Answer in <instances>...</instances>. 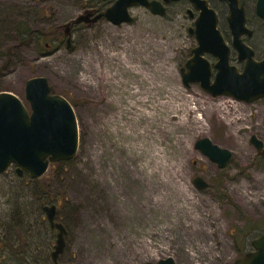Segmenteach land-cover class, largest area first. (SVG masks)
I'll return each instance as SVG.
<instances>
[{"label": "rangeland", "instance_id": "374dc122", "mask_svg": "<svg viewBox=\"0 0 264 264\" xmlns=\"http://www.w3.org/2000/svg\"><path fill=\"white\" fill-rule=\"evenodd\" d=\"M114 1L0 0V92L14 94L28 108L26 81L44 77L50 93L70 103L79 129L75 157L55 164L42 178L18 177L14 166L0 174V264H53L50 253L56 231L50 229L42 211L46 205L56 206V222L66 230L59 263L145 264L171 257L175 264H233L264 233V156L249 142L254 135L264 144V98L247 104L231 97L213 98L198 83L187 88L182 84L180 70L196 47L185 10L172 13V8L158 16L136 6L129 9L131 23L115 26L101 17L95 23L74 24L79 16L103 14ZM242 3L253 31L247 44L256 59H264V22L254 13V0ZM212 5L230 45L227 6L219 1ZM67 24L71 25L70 48L64 32ZM38 30L47 34L46 47L39 46L35 33L26 40L28 32ZM205 57L215 62L210 55ZM230 57L236 64L235 51ZM136 69L156 84L149 92L152 100L147 99L151 109L163 103L168 89L174 87L181 99L188 95L217 110L200 132H167L158 137L155 131L160 125L152 124L151 137L163 142L172 163H180L174 170L178 171L175 180L171 176L168 180L139 178V173H126L121 164V108L148 95L139 84L141 78L135 76ZM135 91L139 95L131 99ZM219 104H224L223 111L217 109ZM123 112L128 120L129 112ZM202 113L197 110L187 117L192 120ZM203 138L231 152L224 168L195 149V142ZM124 158L127 167L140 163ZM195 177L202 178L207 188L198 189ZM108 197L118 202L116 216L108 213ZM193 213L211 221L207 238L194 233ZM204 246L211 251L201 256ZM191 254L197 258L190 259Z\"/></svg>", "mask_w": 264, "mask_h": 264}, {"label": "water", "instance_id": "95a60500", "mask_svg": "<svg viewBox=\"0 0 264 264\" xmlns=\"http://www.w3.org/2000/svg\"><path fill=\"white\" fill-rule=\"evenodd\" d=\"M179 0H115L103 14L79 16L74 24L95 23L104 17L112 25L131 23L129 9L140 6L151 14L164 16L163 4ZM199 16L189 30L194 34L196 47L191 50L190 58L180 70L182 84H199L200 89L209 96L231 97L247 104L264 98V59L256 61L253 51L241 38L251 36L245 27L244 8L240 0H217L226 3L228 16L226 22L231 35V47L237 52L238 60H244L241 71L230 64V46L217 29V14L208 7L205 0H188ZM255 14L264 21V0H256ZM71 25L65 27L66 45L70 48ZM210 55L215 62L211 64L205 57ZM24 98L28 108L12 93L0 92V174L12 166L18 177L24 175L31 180L42 178L51 164L72 160L79 147L78 123L70 103L59 95H52L47 79L34 77L26 81ZM255 150L264 156V145L252 135L249 139ZM219 169L224 168L231 159V152L213 144L209 139L197 140L194 145ZM200 190L207 183L200 177L193 179ZM45 218L51 230L56 231L55 244L50 253L53 264L65 248L66 230L56 222V206H43ZM72 264V263H67ZM145 264H175L171 257ZM233 264H264V233L251 242V251Z\"/></svg>", "mask_w": 264, "mask_h": 264}, {"label": "bare ground", "instance_id": "6f19581e", "mask_svg": "<svg viewBox=\"0 0 264 264\" xmlns=\"http://www.w3.org/2000/svg\"><path fill=\"white\" fill-rule=\"evenodd\" d=\"M122 62V61H121ZM127 67V66H126ZM133 69V67H132ZM140 69V68H139ZM118 71V69H117ZM128 71V70H127ZM132 71V70H131ZM135 71V76L141 78L139 84L140 86L145 87V91L148 92V95L146 98H138L136 101L130 103V105L127 103V106L124 105L123 108H121L122 112H120L119 122H118V137H119V149L123 155L121 158V164L123 165L124 171L128 174L131 172L139 173L136 177H143L144 179H153V178H161V179H167L168 176L173 177V179L178 177V171H174L175 168L180 164L176 165L175 163H172L170 161V151H166L167 149L165 146H163L162 141H158L156 138H152L150 135V128L152 127V124L155 122H158L160 126H158V130L155 131L159 132L158 137L160 135H164L167 132L174 133L177 131L181 132L186 130V132H192L195 130H200L205 127L206 122H208V116L215 113L217 111L214 108H210L206 106L204 103H201L199 99H195L194 97L186 96L185 98L181 99L180 96L177 93L176 88L168 89V93L166 96L165 101L161 104L156 105L153 109H151V106L149 105V101L147 99H151V95H149V92L153 90L155 87L154 83L149 82L148 77H144L143 74L138 70ZM129 72V71H128ZM122 74V73H121ZM132 75V74H131ZM130 75V76H131ZM128 77V76H127ZM85 78V77H84ZM131 78V77H130ZM163 78V77H161ZM127 79V78H126ZM151 79V78H150ZM131 80V79H130ZM134 80V79H133ZM147 80V81H146ZM163 80V79H162ZM86 81V80H85ZM121 81H123L121 79ZM128 81V80H127ZM135 81V80H134ZM152 82V80H150ZM84 82V81H83ZM137 82V81H136ZM135 82V83H136ZM92 83V82H91ZM90 83V84H91ZM117 83V82H116ZM119 83V82H118ZM129 83V82H128ZM133 83V82H132ZM134 84V83H133ZM159 84V83H158ZM163 84V83H162ZM129 85V84H128ZM135 85V84H134ZM120 86V85H119ZM132 87V86H131ZM134 87V86H133ZM139 87V86H138ZM167 87V86H166ZM148 88V89H147ZM164 89V87H162ZM131 89V88H130ZM135 89V88H134ZM142 89V88H141ZM160 89V88H159ZM125 90V89H124ZM130 92V90H128ZM157 91V90H156ZM120 92V91H119ZM152 94V93H151ZM164 94V93H163ZM129 95V93H128ZM139 95V91L133 92L130 96L133 99L135 96ZM120 96V95H119ZM162 96V95H160ZM183 96V95H182ZM116 97V96H115ZM121 97V96H120ZM123 97V96H122ZM121 97V99H122ZM138 97V96H137ZM154 97V96H153ZM118 98V97H117ZM125 98V97H124ZM156 98V97H155ZM161 98V97H160ZM164 98V97H163ZM162 99V98H161ZM117 100V99H116ZM130 100V99H129ZM152 100V99H151ZM160 100V99H159ZM163 100V99H162ZM118 102V101H117ZM153 102V101H152ZM124 103V102H123ZM155 103V102H154ZM223 105H218L217 109L219 111H223ZM194 106V107H191ZM126 107V108H125ZM195 107H197L195 109ZM225 107V106H224ZM120 108V107H119ZM120 110V109H119ZM123 110H127L129 112L130 117H128V120L126 119L125 115H127ZM133 110V111H132ZM202 111V116L198 118H192L190 120L187 115L193 114L195 111ZM227 112V111H226ZM228 114V113H227ZM224 115V114H223ZM235 113H232L231 116L234 117ZM236 122L237 116L234 117ZM244 120V119H243ZM174 121V122H173ZM234 122V121H233ZM155 126V125H154ZM117 127V126H116ZM115 127V128H116ZM116 130V129H115ZM204 130V129H203ZM175 134V133H174ZM172 135V134H171ZM176 135V134H175ZM157 136V135H156ZM165 136V135H164ZM169 136V135H168ZM174 136V135H173ZM189 136V135H188ZM167 137V136H166ZM162 138V137H161ZM173 138V137H172ZM163 140V139H162ZM177 140V139H176ZM175 143V142H174ZM173 143V144H174ZM172 144V142H171ZM178 144V143H177ZM176 144V145H177ZM180 144V143H179ZM175 145V146H176ZM169 146V145H168ZM235 146L240 151L242 148L235 143ZM170 148V147H169ZM177 150H179L177 147H175ZM169 150V149H168ZM186 151V150H185ZM118 152V151H117ZM180 152L184 155V153ZM189 152V151H188ZM119 153V152H118ZM180 154V153H179ZM172 155V154H171ZM186 155V154H185ZM178 156V155H177ZM128 157L132 160L140 162L138 166H134L133 164H129V167L125 164V158ZM172 157V156H171ZM177 158V157H176ZM173 159V158H172ZM179 159V157H178ZM177 161V160H175ZM129 162V161H128ZM133 162V161H131ZM180 167V166H179ZM120 169V168H119ZM132 176V174H131ZM127 177V176H126ZM134 177V175H133ZM132 177V179H133ZM135 178V177H134ZM140 178V177H139ZM138 178V179H139ZM130 179V178H129ZM261 179H264V177H261ZM127 180V179H126ZM146 180V181H147ZM168 180V179H167ZM166 180V181H167ZM175 180V179H174ZM177 180V179H176ZM133 182V181H132ZM254 186V185H253ZM258 186V185H257ZM255 187V186H254ZM113 192V191H112ZM109 194V193H108ZM117 194V193H116ZM119 196V195H118ZM113 197V196H112ZM107 198V197H106ZM113 200V199H112ZM125 200V198H124ZM188 201H190L192 204V198L189 196ZM109 207L107 210H110L108 213L116 216L118 208V202L111 201L110 198L106 200ZM186 201V199H185ZM187 202V201H186ZM130 203V202H129ZM181 203V210L184 209ZM195 203V202H194ZM126 204V203H125ZM146 204V203H145ZM177 204V203H176ZM107 205V204H106ZM124 205V204H123ZM189 205V203H188ZM137 206V205H136ZM178 206V205H177ZM138 207V206H137ZM136 207V208H137ZM194 207V206H193ZM208 205L206 206V208ZM195 208V207H194ZM120 209V208H119ZM138 209V208H137ZM140 209V208H139ZM117 210V211H116ZM180 210V209H179ZM190 210V209H189ZM190 212V211H189ZM120 213V212H119ZM185 213V212H184ZM186 214V213H185ZM194 214V213H193ZM190 216V215H189ZM195 216V214L193 215ZM188 217V216H187ZM164 219V218H163ZM192 220L195 223L194 233H197L201 237L209 236L208 230L206 228L211 227V221L209 219H201L200 217H192ZM212 220V219H211ZM190 221V220H189ZM192 222V221H191ZM90 223V222H89ZM88 224V223H87ZM163 224V223H162ZM187 224V223H186ZM194 225V224H193ZM204 225L205 229L202 227ZM165 226V225H164ZM89 227V226H88ZM182 227V226H181ZM190 227V226H189ZM166 228V227H165ZM185 228V227H184ZM193 228V227H192ZM153 229V228H152ZM159 229V228H158ZM160 231V230H159ZM153 232V231H152ZM164 233V232H163ZM178 233V232H177ZM180 233V232H179ZM178 233V234H179ZM187 233V231H186ZM189 233V231H188ZM192 233V232H191ZM148 234V233H147ZM157 234V233H156ZM166 234V233H165ZM160 235V234H159ZM162 235V234H161ZM199 237V236H198ZM161 238V237H160ZM167 238V236H166ZM177 238V237H176ZM193 239V238H192ZM195 240L197 238H194ZM193 239V240H194ZM142 240V239H141ZM181 241V240H180ZM187 242V241H186ZM190 242V241H189ZM188 242V243H189ZM169 243V242H168ZM152 244V243H151ZM181 244V243H180ZM192 244V243H191ZM141 245V244H140ZM186 245V244H185ZM206 245V244H205ZM208 245V244H207ZM148 246V245H147ZM152 246V245H151ZM180 246V245H179ZM143 247V246H142ZM162 247V246H161ZM182 248V247H181ZM197 248V247H196ZM200 252L201 256L205 255V253H210L211 248L209 247H203ZM154 249V248H153ZM147 250V249H146ZM156 250V249H155ZM181 250V249H180ZM186 250V249H185ZM154 251V250H153ZM159 251V250H158ZM157 252V251H156ZM155 252V253H156ZM183 252V251H182ZM185 253V252H183ZM182 253V254H183ZM195 253V252H194ZM212 253V252H211ZM151 255V254H150ZM186 255V254H185ZM190 259H195L197 256L195 254L189 255ZM218 256V255H217ZM220 257V256H219ZM218 257V258H219ZM222 257V256H221ZM209 258V257H208ZM217 258V257H216ZM199 259V258H198ZM215 259V258H214ZM192 262V260H191ZM211 262V261H210Z\"/></svg>", "mask_w": 264, "mask_h": 264}, {"label": "flooded vegetation", "instance_id": "af4514ba", "mask_svg": "<svg viewBox=\"0 0 264 264\" xmlns=\"http://www.w3.org/2000/svg\"><path fill=\"white\" fill-rule=\"evenodd\" d=\"M149 1H153V0H149ZM207 3H208V7L212 10H214L216 12V10L213 8V5H212V2L213 1H217V0H205ZM255 2L256 0H254V8H255ZM114 3V2H113ZM112 3V4H113ZM111 4V5H112ZM226 4V3H224ZM240 5L244 8L243 6V3H242V0H240ZM164 8H165V14L168 12V10H172V8H175L174 11H172V13L174 12H178V11H184L185 10V14L187 15V18L191 21V27L188 28V33H189V30L193 28V24H194V21L198 18L199 14L198 12L193 8V6L190 4V2L188 0H179V1H174V2H170L168 4H163ZM255 13V11H254ZM217 14V12H216ZM256 15V14H255ZM228 16V15H227ZM244 16H245V27L251 31V36H247V35H244L242 38H241V41L247 46L249 47L252 51H253V58L254 60L256 61H260L258 59H256L255 57V53H254V50L247 44V39H250L252 36H253V31L250 29L249 27V24L247 22V18H246V12H245V8H244ZM257 17V16H256ZM258 19H260L259 17H257ZM261 21H263L262 19H260ZM264 22V21H263ZM226 24V27L228 29V33H230L229 31V28H228V25H227V22H225ZM78 25V24H77ZM217 29L220 31L223 39L225 40V37L222 33V31L219 29V18H218V14H217ZM70 32H71V29H70ZM190 34V33H189ZM226 41V40H225ZM227 43V42H226ZM228 44V43H227ZM230 55L232 54V50L235 51L232 47H231V43H230ZM236 52V51H235ZM237 54V52H236ZM262 60V59H261ZM210 62V61H209ZM211 63V62H210ZM213 64V63H211ZM230 64L235 66L239 71L242 70L243 68V65H244V60H241L239 61L238 60V56H237V61H236V64H233L231 63V57H230ZM263 143V142H262ZM264 145V144H263ZM254 240V239H253ZM252 242V241H251ZM251 244V243H250ZM251 251V249H250Z\"/></svg>", "mask_w": 264, "mask_h": 264}, {"label": "trees", "instance_id": "16d2710c", "mask_svg": "<svg viewBox=\"0 0 264 264\" xmlns=\"http://www.w3.org/2000/svg\"><path fill=\"white\" fill-rule=\"evenodd\" d=\"M32 33L36 34V36H37L36 39H37V42L39 43V46L42 45V43L44 44L45 47L47 46L46 43H45V41L47 39V34L44 33V31L38 30V31H34V32H28L26 40L30 39V34H32ZM55 167H56L55 164H51L49 169L50 170H54Z\"/></svg>", "mask_w": 264, "mask_h": 264}]
</instances>
